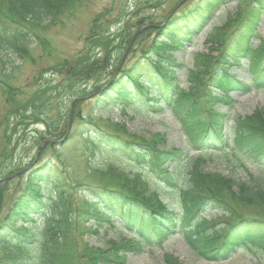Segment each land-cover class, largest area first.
I'll list each match as a JSON object with an SVG mask.
<instances>
[{"label": "trees", "instance_id": "trees-1", "mask_svg": "<svg viewBox=\"0 0 264 264\" xmlns=\"http://www.w3.org/2000/svg\"><path fill=\"white\" fill-rule=\"evenodd\" d=\"M78 1L0 0V48L17 44L26 48L29 36L21 29L38 26L47 19L52 21L55 15L73 10ZM232 1L201 0L180 14L168 15L156 25L149 21L145 28L155 30L156 41L142 50L141 59L130 65L117 64L109 85L98 95L118 107L134 106L152 113L168 110L185 125L194 146L205 145L198 148L201 152L213 147V151L224 155L228 173L204 171L205 160L201 156L188 163L184 172L183 164L187 160L182 151L159 149L153 142L128 133L118 124H113V132H109L88 114H77L75 118L86 128L81 133L86 150L116 155L111 148L121 149L144 174L125 172L112 164L98 166L84 158L85 174L97 177L104 184L84 186L82 195L76 199L75 187L52 159L32 166L26 171V181L13 196L6 214L0 218V264H123L127 252L140 250L142 246H160L176 234L199 257L209 261L225 260L244 247L264 251V222L238 214L232 208L234 201L264 207V177L245 172L246 179H243L232 173L238 167L246 169V161L254 165L264 156V107L243 118H232L231 123L227 114L212 107L217 101L213 88L225 93L223 102L230 103L227 105L232 109L230 92L264 88V59L260 60L264 42L252 43L257 35L259 15L264 14V0H235L239 6L255 3L257 15L246 20L227 18L223 25L214 27L206 44L210 53L217 54L194 55V69L188 72L191 84L188 89L176 81L175 69L179 63L173 53L189 43L220 6ZM236 22L237 33L228 43L226 28ZM11 23L16 26L9 33L4 27ZM229 44L231 50L226 55ZM105 53L104 56L109 55ZM242 59L248 61L250 84L227 74ZM215 64L221 66V72L213 69ZM227 123L229 128L225 130ZM149 177L157 185L177 191L180 210L171 209L151 189ZM112 181L118 182L116 188L109 186ZM2 198L0 190V208ZM212 210H221L230 219L207 220L204 213ZM76 216L100 223L114 219L112 222L132 237L111 240L106 249L89 246L81 235L92 230L93 224L84 227L83 220L76 224ZM163 261L182 264L168 253L163 254Z\"/></svg>", "mask_w": 264, "mask_h": 264}, {"label": "rangeland", "instance_id": "rangeland-1", "mask_svg": "<svg viewBox=\"0 0 264 264\" xmlns=\"http://www.w3.org/2000/svg\"><path fill=\"white\" fill-rule=\"evenodd\" d=\"M200 1L79 0L73 10L55 15L52 21L47 19L38 26L28 25V29H21L29 36L26 48L21 44L0 48V190L3 195L0 218L6 214L13 196L25 183L26 171L41 161L52 159L59 171L63 169L66 172V179L75 187L76 199L82 195L81 188L84 186L100 187L104 184L97 177L85 174L84 158L98 166L112 164L125 172L144 174L141 167L121 149L111 148L116 155H107L97 149L86 150L81 136L86 128L81 120L75 118L77 114H88L102 129L109 132H113V124H118L128 133L153 142L159 149L174 148L182 151L187 160L183 164L184 172L188 163L201 156L205 160L202 165L204 171L222 175L228 173L224 155L213 151V147L202 153L198 148L205 145L197 143L198 147L194 146L185 125L180 124L168 110L152 113L134 106L118 107L98 96L115 75L117 64L130 65L143 56L142 50L148 46L150 48L156 41L155 30L141 29V26L147 25L149 21L156 22V25L168 15L180 14ZM256 11L253 2L239 6L234 0L220 6L199 33L173 53L179 63L175 69L177 83L184 89L190 87L188 72L194 69V55L210 53L206 39L214 27L223 25L227 18L246 20L255 17ZM140 21H144V24H139ZM14 26L11 23L4 28L11 33ZM237 26L236 22L226 28L228 43L235 37ZM256 29L257 35L252 38L254 45L264 42L263 13L259 15ZM230 50L231 44L224 54L227 55ZM105 52L109 55L104 56ZM215 54V51L210 53L213 56ZM260 57V60L264 59V52ZM247 65L248 61L242 59L240 65L229 68L227 74L233 75L238 81H249L247 83L250 84ZM213 69L222 71L221 66L216 64ZM213 89L217 101L212 107L227 114L228 123H231L232 118H243L264 107V88L251 87L244 92H230L228 95L233 100V109L227 105L230 103L224 104L225 93ZM138 104L142 105L141 102ZM228 123L225 130L229 128ZM48 141L62 142L48 146ZM233 152L232 149L230 157ZM245 163L246 169L238 167L232 173L243 179H246L247 172L264 177V156L259 157L254 165L247 161ZM170 167L174 166L170 164ZM4 179L6 181H1ZM148 179L151 189L171 209L180 210L175 189L161 187L150 177ZM109 186L116 188L118 182L112 181ZM232 208L238 214L264 222V207H250L234 201ZM204 217L207 220L215 218L216 221L230 219L224 217L221 210L206 212ZM81 220L84 221V227L93 224L92 230L81 235L89 246L106 249L111 240L132 237L113 223L114 219L100 223L75 217L76 224H81ZM165 253L176 257L182 264H264V251L249 247L235 251L225 260H205L192 251L179 234L171 235L160 246H142L140 250L127 252L123 264H165Z\"/></svg>", "mask_w": 264, "mask_h": 264}, {"label": "water", "instance_id": "water-1", "mask_svg": "<svg viewBox=\"0 0 264 264\" xmlns=\"http://www.w3.org/2000/svg\"><path fill=\"white\" fill-rule=\"evenodd\" d=\"M55 143H59V142H55Z\"/></svg>", "mask_w": 264, "mask_h": 264}]
</instances>
